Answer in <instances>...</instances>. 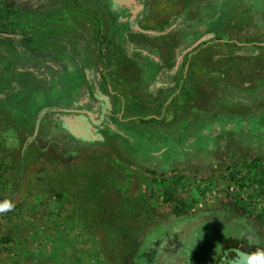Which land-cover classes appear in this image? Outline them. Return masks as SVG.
Instances as JSON below:
<instances>
[{
	"label": "rangeland",
	"instance_id": "1",
	"mask_svg": "<svg viewBox=\"0 0 264 264\" xmlns=\"http://www.w3.org/2000/svg\"><path fill=\"white\" fill-rule=\"evenodd\" d=\"M209 2L131 0L128 10L121 7L115 12L104 0H37L34 4L25 0L7 14L11 19L0 23L6 24L0 28L10 27V33L23 34L26 40H16L12 47L0 46V76L14 78L5 91L7 96L23 87L26 90L17 96L16 104L6 103L8 109H0V174L7 176L3 177L4 184L0 183V206L12 205L11 209L0 211V234L6 239L0 240V264H110L103 250L95 245L101 233L96 229L103 222L106 224V216L91 213L90 205H78L75 196L83 185L80 174L92 167L96 158L130 172L133 177H126L128 182L119 180L117 187L134 198L149 197L153 205V220L143 226L144 233L126 259L127 264H232L222 249L227 239L244 238L238 237L237 225L252 231L245 235L249 256L264 252V182L247 179L249 184L239 198L229 191L228 180H223L228 177L229 168H235L237 176L249 173L253 178V169L247 165L257 151L253 149L260 147L264 138L256 139L250 133L254 127L247 118H234L233 124L228 122L232 124L230 128L237 131L242 127L244 134L224 136L222 140L227 145L216 148L206 135L227 124L219 117L205 120L208 110L203 109L214 95L227 96L225 80L239 85L238 77L245 72L236 70L245 62L251 68L246 86L257 85L261 91L246 94L241 100L254 108L251 101L264 96V0H211L210 6ZM179 15L190 25L183 28L182 20L174 23ZM201 21L202 30H193ZM71 25L85 27L78 32L84 31L79 35L89 47L94 44L92 50L100 47L96 57L100 59L98 68H102L100 75L105 83L102 95L110 107V119L98 131V139L75 137L78 146L68 147L69 152L61 151L64 160H69L65 162L57 151L45 149L44 142L36 139L40 129L49 135H70L73 139L72 133L84 134L82 119L64 122L60 118L70 119L64 114L69 103L51 98L59 96L60 83H66V79L60 78L59 84L52 80L50 85L48 79L35 78L33 71L26 73L24 69L37 61L32 59L25 65L36 53L29 48L33 40L50 36L56 27ZM181 28L186 34L179 31ZM68 33L74 43L72 30ZM192 34L195 44L184 42ZM171 37L175 41L166 42ZM94 39L99 42L96 47ZM129 45L133 50L136 47L138 53L129 54ZM181 52L175 65V55ZM230 59L235 61L232 70L219 79L225 61ZM72 69L70 63L68 71ZM155 70L161 74L152 77ZM28 95H33L34 100ZM228 97L236 99L234 92H229ZM23 99H28L25 107L30 111L41 112L42 107L48 110L44 108L40 118L30 120L31 114L20 110ZM260 115L264 126V114ZM29 123L31 131L30 127L24 128ZM114 133L128 138V134H135L134 141L148 143L146 152L157 149L152 153L157 156L155 160L150 159L152 166H140L143 161L139 159L132 164L126 156L122 157L116 151L120 148L115 145L118 138L109 137ZM238 139L253 148L233 142ZM232 145L234 151L230 150ZM178 155L180 159L175 161ZM171 158L174 159L168 160ZM11 159L13 165L8 168ZM147 167L156 169L158 174L167 172L163 177L173 172L184 177L182 187L173 194L184 205L177 210L180 213L173 204L165 202L160 189L165 185L150 184ZM207 181L216 192L212 198L200 194Z\"/></svg>",
	"mask_w": 264,
	"mask_h": 264
},
{
	"label": "trees",
	"instance_id": "2",
	"mask_svg": "<svg viewBox=\"0 0 264 264\" xmlns=\"http://www.w3.org/2000/svg\"><path fill=\"white\" fill-rule=\"evenodd\" d=\"M34 1H31V4ZM34 4V3H33ZM14 6V5H12ZM17 7V6H16ZM13 9L11 8L9 11L5 10L3 12H0V23H3L4 21H7V19H11L8 17V13L12 12ZM19 18L20 17H15ZM12 24H15L13 20H11ZM23 35V34H22ZM25 36V35H23ZM27 36V35H26ZM21 38L19 35L12 36L11 38H6V37H1L0 36V46H9L12 47L13 42ZM25 40V39H23ZM33 40L31 44L29 45V48L31 49H37L38 45L35 44ZM16 55V54H14ZM18 58V57H17ZM34 59V58H33ZM33 61L32 57L30 60L25 61L28 64L29 62ZM17 63V62H16ZM15 63V64H16ZM20 63V62H19ZM17 63V64H19ZM231 64H235V61L233 59L226 60L224 65H223V70L224 72L222 75H218L219 79H222L223 77H226L227 72L232 70ZM248 63L245 62L244 65H240V69L236 70V73L240 71L245 72L243 75L238 77V82L239 85L236 83H232L231 81L225 80L224 87H227L229 91L227 92V96L225 98H221L220 94H216L213 97L209 99V101L205 104H203V109L208 110V112L204 113L205 120L209 119H215L218 118L227 124V126H223L220 128L221 130L216 132L212 131L211 133L209 132L206 136L212 138L213 144L215 145L216 148L220 146H226L227 141L222 140L224 136H238L239 133L244 134V129L242 127H239L236 129L230 128L233 124L232 120L234 118L236 121L241 120L243 118L248 119V124L250 122L252 123V126L254 127L253 130H251V134L256 138L260 139V137L264 138V126L260 123L261 120V115L260 113L262 112L264 114V96L262 95L261 97H258L251 101V105L254 106V108L250 107L244 100H241V97H244L246 94H253V93H258L261 90L258 88L259 86L257 85H250V87L246 86V84L249 81L250 75L248 74L249 70L251 68L248 67ZM2 67L0 66V69ZM15 70V69H13ZM16 71V70H15ZM28 73V72H26ZM252 75V74H251ZM18 78V77H17ZM14 78L11 77V80ZM7 76H0V95L5 96L3 98H0V109H8L6 103L9 104H16V98L17 96H21L23 92H25V88H22V91L16 92L15 94L11 96H7L5 91H8L10 89V81ZM262 81V79H261ZM197 86H200L198 84ZM27 88V85H26ZM25 89V90H24ZM28 92V91H27ZM229 92H234L236 95V99L234 98H229ZM29 94V93H28ZM31 95V93H30ZM34 100V96H30ZM28 99H23L22 103V108L20 107V110L28 113V115L31 114L29 118L30 120H35L38 117V114L40 113V110L38 111H30L25 107V102H27ZM48 110V109H47ZM242 113H239V112ZM253 115V116H252ZM26 118V114L24 115ZM19 118V117H18ZM28 118V119H29ZM243 121V120H242ZM228 122H232V124H228ZM262 122V121H261ZM251 125V124H250ZM259 125V127H258ZM30 127L31 131V124L26 125L24 128L27 130ZM43 128V127H42ZM243 131H242V130ZM238 132V133H235ZM249 133V131L245 132ZM55 135V136H54ZM52 134L49 135V132L45 130H39V135H37L36 140H42L44 142V148L45 149H50L53 151H57L60 155L62 152H69L67 149L68 147H77L78 146V140L73 139L72 136L70 135H62V134ZM131 136L130 134H128ZM137 135V134H136ZM212 135L215 138L212 137ZM70 136V137H69ZM109 137L113 138H118L116 144L120 145V148L117 149L116 151L121 154L122 157L126 156V159L130 160L132 164H135L137 160L143 161V164L140 166H145L149 164L152 166V161L150 159H154L157 157L152 156V153L158 152L156 149L150 150L149 152H146L148 150V144L146 142H143V144L139 141L132 142L129 140L128 136L126 137H121L120 135H117L114 133L113 135H110ZM135 137V136H134ZM25 139H27L25 137ZM234 143L241 144L243 147L245 146L246 149H251L253 146L250 148L246 144L248 143H243L240 139L233 141ZM254 145V144H253ZM260 147H256L253 150H257L255 155H253L250 158V165H247L252 171V177H250V174L246 173L245 175H242L240 177L241 181H247V179L251 180L252 183H263L264 182V143L259 144ZM257 145V146H259ZM156 147V146H155ZM214 147V148H215ZM113 148V146H112ZM161 149V147H159ZM178 148V147H177ZM234 146L232 145L230 147L231 151H234ZM179 149V148H178ZM62 151V152H61ZM180 153H183L182 151L179 150ZM54 153V152H53ZM247 153V152H246ZM181 155V154H180ZM180 155L176 156L175 161H178L180 159ZM65 156V155H64ZM60 158H63L61 155ZM175 158V157H174ZM174 158L168 159L172 160ZM63 158L62 160H64ZM12 159L10 160V165H6V167L11 168L13 163ZM65 162H68L69 160H64ZM167 162V160H166ZM2 164L0 160V165ZM4 166V165H3ZM172 167L173 165H169ZM5 167V166H4ZM5 167V168H6ZM65 169V168H64ZM146 172H148L151 176V179L149 180L150 184L153 185H165L164 187L161 186L160 189L163 192L162 195L166 196L165 202L171 203L174 205L175 210L177 212L178 209H181L184 207V205L179 201L176 197H174V192H176L177 188H181L182 185V179L184 178L183 176L177 174L176 172H173L171 176L168 177H163V175L167 174H158L155 170L156 169H151L150 168H145ZM232 168L228 169L229 175L227 178L223 177V180H228L229 183L234 181L238 176H237V171L234 170L231 171ZM165 170V169H163ZM172 170V168H171ZM173 171V170H172ZM165 172V171H163ZM160 176L157 178V176ZM124 176V177H122ZM3 177L7 178V176L0 174V183L4 184ZM14 177V175H13ZM80 179H81V184L82 187L78 189L77 192H75V196L79 199V204L80 206H85V205H90L91 206V213L93 214H104L106 216V224H103L101 226L97 227V231H100V236L98 239V243L95 242V245L97 249H102L106 257L108 258V261L110 264H127L126 259L129 258V255L131 252H133L135 246L137 245L138 240L142 237L144 233V228L143 226L147 225L149 222H151L152 219V214H153V209H152V204L149 199V197H131L129 194H127V190H123L122 187H117V183L119 180L123 182H128V178H132L133 175L130 174V172H127L124 168L118 167V165H115L111 162H106L103 160L102 162L100 159L96 158V160L93 161V166L92 167H87L83 169L82 173L80 174ZM229 178V179H228ZM236 180H239L237 178ZM167 181L170 183L168 184ZM250 182V183H251ZM241 186H243L241 184ZM211 183L209 181L205 182V185L203 189L201 190L200 194L203 197H207L210 195L211 192ZM84 203V204H81ZM78 205L76 207H78ZM181 207V208H180ZM177 213H180L177 212ZM261 215H258L257 218L260 219ZM1 232V228H0ZM0 240H4L5 236L4 234H0ZM234 241L232 240H227L223 246L224 250L230 249V246H233L232 244ZM240 243V242H239ZM104 256V255H103ZM5 264H9V262H6Z\"/></svg>",
	"mask_w": 264,
	"mask_h": 264
},
{
	"label": "crops",
	"instance_id": "3",
	"mask_svg": "<svg viewBox=\"0 0 264 264\" xmlns=\"http://www.w3.org/2000/svg\"><path fill=\"white\" fill-rule=\"evenodd\" d=\"M2 25H6V24H2ZM71 27H67V28L56 27L55 29L52 30V32L50 33V36L41 35L40 38L35 40V44H37L38 47H40V50L42 51L41 55L46 56L43 59L45 60L47 65L45 64L42 67V65L39 64L41 62H39V59H38L36 61L37 64L35 63L32 69H31V66L26 67L24 69V72L33 71L32 73L36 74L33 77L38 78V79L46 78L48 79L47 81L50 85H51L52 80H54L56 84H59L60 78L66 79V83L64 81L63 83H60L62 85V89L59 92V96L57 98H54V97H51V98H53V100L60 99V101H62L63 103H67V104L69 103L68 108H70L72 104L76 102L77 98L80 97L78 101L79 104L77 105H80L81 106L80 108H82L84 105L86 107L91 108L94 106L95 102L105 101V97L102 95V93L105 92V89L103 87L105 83H104L103 78L101 77L102 75H100V70H102V68L101 69L100 67L98 68V64H100V59L99 57H96V56H99V49H100V47L98 46L99 42L97 39H94L96 42L95 47L96 45L98 47H96L95 50H92V46H94V44L91 45V47H89L88 45H86L87 41H85V39L81 38L79 35L82 32H84V31L78 32V30H80V28H82L83 26L77 27L75 25L74 26L71 25ZM9 28L10 27H6V26L0 28V36L11 38L12 36L16 37V35H18L15 33H10L11 29ZM69 30H72L73 37H75L74 43L71 37H69L68 35L70 34L68 33ZM82 30H85V27H83ZM62 35H65V36H62ZM19 36L21 38H19L17 41L19 40L23 41V39L26 40V37H24L23 35L20 34ZM135 48H134V51L138 53V50ZM132 50L133 49H131L130 54H132L133 52ZM129 51L130 50L128 49V52ZM59 53H61L62 55H60ZM148 53H151V52L148 51ZM65 56H67L68 58L67 62H65V59H66ZM59 57L62 58L63 60L59 59ZM36 59L37 57L33 60H36ZM70 63L73 65V68L75 71L73 69L68 71ZM160 73L159 71L155 70L151 72V76L155 77V76L160 75ZM65 74H68V78L65 77ZM138 74L141 75L140 72ZM76 76L79 78L75 79ZM148 82L149 80L147 81V84ZM4 96H0V98H3ZM44 108H46L47 110V107H42L40 116L42 115L43 113L42 110ZM49 109L53 110V107L52 108L50 107ZM236 232H238V237H242V238L244 237V238L242 239V241L238 239H227V240L234 241V243L232 244L233 246H230V249L228 250L222 249L224 255H226L227 252H234L236 254L242 253L250 257L248 254V250H247L248 249L247 247L250 245L245 240V235L252 234V231L242 229L239 225H237Z\"/></svg>",
	"mask_w": 264,
	"mask_h": 264
},
{
	"label": "flooded vegetation",
	"instance_id": "4",
	"mask_svg": "<svg viewBox=\"0 0 264 264\" xmlns=\"http://www.w3.org/2000/svg\"><path fill=\"white\" fill-rule=\"evenodd\" d=\"M25 0H0V12H3V11H9L11 8H16L17 5H19L20 3H23ZM29 1H37V0H29ZM107 1L110 2V8H111V11H115V10H118L119 8L123 7L125 8V10H128V8L130 7V2L131 0H104V3H106ZM210 4H208L209 6L212 5L211 3V0L209 2ZM14 5V6H12ZM116 12V11H115ZM183 12H187L186 10H183ZM178 20H182V27L183 28H186L187 26L190 25L189 22L183 21V16H180L173 20L174 23H176ZM180 23V22H178ZM194 23H197V22H194ZM207 24V23H205ZM203 25V21H201V24L200 25H197L195 24L194 28H192L193 30H202L201 26ZM181 28L179 31H183V34H186L184 32V29ZM199 32V31H198ZM200 33V32H199ZM194 35L198 34V33H193ZM191 35L190 37H188L186 40H184V42H188V41H194L193 45L195 44V36L194 35ZM206 38V37H205ZM175 41V39H173V37L169 38L166 40V42H173ZM131 46L132 45H129V47H127L130 51L128 52L129 54L131 53ZM39 48V49H38ZM57 49V48H56ZM189 48H186V50H188ZM134 51V50H132ZM41 50H40V47H37L36 49V53H33L32 55V59L36 58V56H41V58H37L36 60L39 59V64H41L42 66H44L46 64L45 60L43 59L44 55H41ZM50 52V51H48ZM63 53V51H62ZM65 54V53H64ZM26 55L25 53L22 54V57ZM182 55V52L180 54H176L175 55V65L178 61V59L181 57ZM174 55H171V58L173 57ZM25 57V56H24ZM37 64V63H36ZM47 65V64H46ZM174 65V67H175ZM34 66L31 67V69L33 68ZM161 74V73H160ZM80 97L77 98L76 102L72 104V106L67 109L65 111V115H67L70 119H67V118H64V117H60V118H63L62 120L64 122H70L72 119H82L83 120V125L85 124L86 128H84V134L82 135H77L75 133H72L74 138H80V139H84L86 141L88 140H96L99 138V134H98V131H102L101 129L105 127V125L107 124V121H109L110 119V107L107 106V102H95L94 103V106L89 108V107H86L85 105L80 108L81 106L80 105H77L79 104L78 101H79ZM95 115H97V117H94ZM38 117L40 118V115H38ZM134 135H131V137L129 138V140L134 141ZM75 138V139H76ZM147 143V142H146ZM148 144V143H147ZM158 154V153H157ZM226 256L230 257L231 259V263L234 264H240V262L242 261V259H244L246 257L245 254H236L234 252H227L226 253ZM236 257V258H235ZM244 261V260H243ZM227 264V263H226Z\"/></svg>",
	"mask_w": 264,
	"mask_h": 264
},
{
	"label": "built area",
	"instance_id": "5",
	"mask_svg": "<svg viewBox=\"0 0 264 264\" xmlns=\"http://www.w3.org/2000/svg\"><path fill=\"white\" fill-rule=\"evenodd\" d=\"M240 177L242 176H238L237 178H239V180H234L230 183V187H229V191L231 192V194L237 195L239 196V198H242L247 186H248V181H241ZM241 184L243 186H241ZM216 195L215 189H212L210 192V195H208L209 198H212ZM261 205H264V201L261 202Z\"/></svg>",
	"mask_w": 264,
	"mask_h": 264
},
{
	"label": "clouds",
	"instance_id": "6",
	"mask_svg": "<svg viewBox=\"0 0 264 264\" xmlns=\"http://www.w3.org/2000/svg\"><path fill=\"white\" fill-rule=\"evenodd\" d=\"M11 207H12L11 204L5 203L2 206H0V211L9 210L11 209ZM243 264H264V252L258 251L257 253H255L254 255L250 257H245Z\"/></svg>",
	"mask_w": 264,
	"mask_h": 264
}]
</instances>
